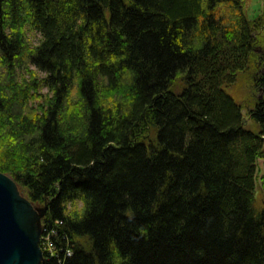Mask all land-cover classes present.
I'll return each instance as SVG.
<instances>
[{
  "label": "trees",
  "instance_id": "obj_1",
  "mask_svg": "<svg viewBox=\"0 0 264 264\" xmlns=\"http://www.w3.org/2000/svg\"><path fill=\"white\" fill-rule=\"evenodd\" d=\"M245 6L0 0V172L46 208L40 264H264V3Z\"/></svg>",
  "mask_w": 264,
  "mask_h": 264
},
{
  "label": "water",
  "instance_id": "obj_2",
  "mask_svg": "<svg viewBox=\"0 0 264 264\" xmlns=\"http://www.w3.org/2000/svg\"><path fill=\"white\" fill-rule=\"evenodd\" d=\"M15 190L12 180L0 173V264H40V219Z\"/></svg>",
  "mask_w": 264,
  "mask_h": 264
},
{
  "label": "rangeland",
  "instance_id": "obj_3",
  "mask_svg": "<svg viewBox=\"0 0 264 264\" xmlns=\"http://www.w3.org/2000/svg\"><path fill=\"white\" fill-rule=\"evenodd\" d=\"M263 3H264L263 0H246V6H245V15H246V17L249 20H252L255 17H257L260 14L261 10H262ZM30 41L32 42V44H36L37 41H38V39H37V37H35V38L34 37H31V40ZM43 92H45V91H43ZM257 94L258 95H262L263 92L260 90V91H258ZM245 114H246V111H243V115H245ZM1 174L9 177L12 180V182L14 184V187H15V190L18 193V196L23 201H25L28 204V206L31 208V210L33 212H36V214H39L42 211L43 206H38V205H34L33 203H31L27 199L24 190L12 179V176H10V175H8L6 173H1ZM78 209H80V204L78 205ZM43 217H44V215H43ZM42 218L40 219V221L38 223V226H37V229L39 230V234H40V230L42 228V226H41V220H42Z\"/></svg>",
  "mask_w": 264,
  "mask_h": 264
},
{
  "label": "built area",
  "instance_id": "obj_4",
  "mask_svg": "<svg viewBox=\"0 0 264 264\" xmlns=\"http://www.w3.org/2000/svg\"><path fill=\"white\" fill-rule=\"evenodd\" d=\"M58 224V222H56ZM55 236V231H49L47 228H41L39 235V245L41 247L42 252L44 251L47 254H50L51 257H57L55 255V250L51 241V236ZM70 253H67L69 256Z\"/></svg>",
  "mask_w": 264,
  "mask_h": 264
},
{
  "label": "bare ground",
  "instance_id": "obj_5",
  "mask_svg": "<svg viewBox=\"0 0 264 264\" xmlns=\"http://www.w3.org/2000/svg\"><path fill=\"white\" fill-rule=\"evenodd\" d=\"M257 52H259V53H260V49H259V50H257ZM260 71H261V73H263V72H264V69L261 67Z\"/></svg>",
  "mask_w": 264,
  "mask_h": 264
}]
</instances>
